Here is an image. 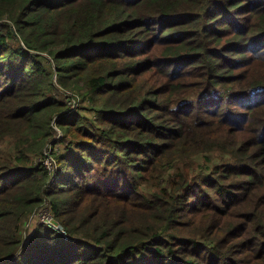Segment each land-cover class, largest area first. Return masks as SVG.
<instances>
[{
	"label": "trees",
	"instance_id": "16d2710c",
	"mask_svg": "<svg viewBox=\"0 0 264 264\" xmlns=\"http://www.w3.org/2000/svg\"><path fill=\"white\" fill-rule=\"evenodd\" d=\"M0 264H264V0H0Z\"/></svg>",
	"mask_w": 264,
	"mask_h": 264
},
{
	"label": "rangeland",
	"instance_id": "374dc122",
	"mask_svg": "<svg viewBox=\"0 0 264 264\" xmlns=\"http://www.w3.org/2000/svg\"><path fill=\"white\" fill-rule=\"evenodd\" d=\"M63 91H64V94L66 93L65 94L66 96L64 97V99H65V101H67V103H68V101L71 100V98H73L75 100V102H76L74 106H71L72 109L70 110V112L78 111V109L80 107H86L87 106V103L85 101H82V99H81V97L79 96L78 93H77L78 95H76V94L74 95V94H72L69 91H65V90H63ZM74 97L75 98L78 97L79 100L77 98L75 99ZM86 113L89 114L88 111H86ZM56 133H57V136L59 137L60 136V132L57 130ZM50 169H53L52 161H51ZM43 208L44 209L41 210L42 214L40 213L39 215L36 214V215L31 216V218L28 219V221L24 224L23 232H22V234H23V236H22L23 237V239H22L23 246H26V244H28L29 238H30L31 234L33 233L35 227L37 225L43 224V223L39 222V219H40L41 216H45L47 218V220H50L51 223H53L56 226H58L59 230H57V231H59L62 234V232L60 231L62 229V227L58 223H56L54 221V219H53V217H52V215L50 213V210L47 211L48 208L46 206H44ZM43 225L47 226L45 224H43Z\"/></svg>",
	"mask_w": 264,
	"mask_h": 264
},
{
	"label": "built area",
	"instance_id": "2783aa9c",
	"mask_svg": "<svg viewBox=\"0 0 264 264\" xmlns=\"http://www.w3.org/2000/svg\"><path fill=\"white\" fill-rule=\"evenodd\" d=\"M66 94V93H65ZM66 96V95H65ZM75 98V97H74ZM75 100L73 99V98H71V100L70 101H68V106H69V110H71L72 109V107L71 106H74L75 105ZM47 154V153H46ZM44 164L46 165V167L47 168H49L50 169V167H51V159H50V157L49 156H46V158H45V160H44ZM44 206H46L48 209H47V211L48 210H50L49 209V207H48V205H46V204H43L33 215H39L40 213H41V210L42 209H44L43 207ZM42 214V213H41ZM32 215V216H33ZM31 218V217H30ZM39 222L40 223H43V224H45V225H47L48 227H51V228H53V229H55V230H59V228H58V226H56L55 224H53V223H51L50 222V220H47V218L45 217V216H41L40 217V219H39ZM61 232H62V234H64L65 235V232H64V230L63 229H61L60 230ZM65 237H67L66 235H65Z\"/></svg>",
	"mask_w": 264,
	"mask_h": 264
}]
</instances>
